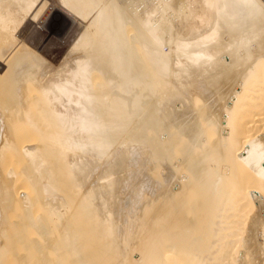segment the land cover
I'll use <instances>...</instances> for the list:
<instances>
[{
  "label": "bare ground",
  "instance_id": "6f19581e",
  "mask_svg": "<svg viewBox=\"0 0 264 264\" xmlns=\"http://www.w3.org/2000/svg\"><path fill=\"white\" fill-rule=\"evenodd\" d=\"M0 264H264V0H0Z\"/></svg>",
  "mask_w": 264,
  "mask_h": 264
},
{
  "label": "rangeland",
  "instance_id": "374dc122",
  "mask_svg": "<svg viewBox=\"0 0 264 264\" xmlns=\"http://www.w3.org/2000/svg\"><path fill=\"white\" fill-rule=\"evenodd\" d=\"M121 1V0H120ZM124 1V0H122ZM48 3V2H47ZM58 10V11H57ZM55 11V10H54ZM53 9L52 8H49L46 10V12L44 13L43 17H42V20H43V23H45L46 21H49L50 19L54 18V22H55V27H60V33H62V35H65L69 29H71L72 27H74L77 23H79V21H75L74 19H71V17L69 16H65V13L61 12L60 9H56V18L53 16ZM64 19V20H63ZM71 21V22H70ZM65 22V24H64ZM61 24V25H60ZM68 24V25H67ZM81 25V23H79ZM70 26V27H69ZM68 30V31H67ZM66 32V33H65ZM61 35V34H60ZM50 36H48L49 38ZM46 38L44 40L43 43H45L47 41Z\"/></svg>",
  "mask_w": 264,
  "mask_h": 264
}]
</instances>
